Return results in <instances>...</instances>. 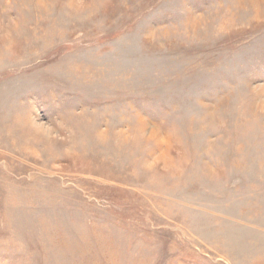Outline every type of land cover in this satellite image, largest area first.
Instances as JSON below:
<instances>
[{
	"label": "rangeland",
	"instance_id": "obj_1",
	"mask_svg": "<svg viewBox=\"0 0 264 264\" xmlns=\"http://www.w3.org/2000/svg\"><path fill=\"white\" fill-rule=\"evenodd\" d=\"M0 264H264V0H0Z\"/></svg>",
	"mask_w": 264,
	"mask_h": 264
}]
</instances>
